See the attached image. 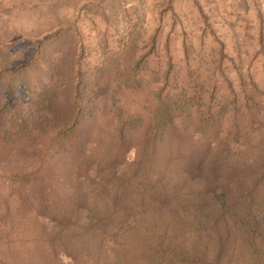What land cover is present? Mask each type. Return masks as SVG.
<instances>
[{
	"label": "rangeland",
	"instance_id": "1",
	"mask_svg": "<svg viewBox=\"0 0 264 264\" xmlns=\"http://www.w3.org/2000/svg\"><path fill=\"white\" fill-rule=\"evenodd\" d=\"M8 65L13 77L27 83V96L33 99L31 105L21 103L25 111L20 119L0 114L12 143L36 135L34 124L43 114L36 106L41 107L43 98L52 96L55 106H67L71 97L65 90L80 77L88 90L76 118L78 136L51 145L48 167L39 154L22 149L19 154L3 144L0 234L5 237L0 252L7 250L12 259L0 264H77L73 249L63 253L59 237L51 236L56 225L39 205L52 204L49 190L74 188L66 193L82 205L80 221H88V202L79 195L83 189L75 178L100 176L97 163L118 149L114 175L104 185L90 186L86 199L94 200L104 189L118 190L131 209L127 224L135 225L139 215L150 231L127 232L111 254L114 263L150 264L147 259L158 256L168 262L171 250L177 255L175 264H244L248 256L252 264H264L252 249L264 252V236L258 231L264 212V0H0V70ZM8 75L0 72V82ZM5 96L0 92V103ZM173 99L183 109L173 111L172 127L155 142L142 140L154 109ZM135 119L139 127L133 129ZM63 145L68 147L62 150ZM138 145L145 151L138 167L152 172L145 179L154 180L156 187H141L142 172L136 177L129 172ZM77 164L88 172L74 170ZM40 166L45 172L38 174ZM16 173L22 179L12 184ZM14 184L29 192L11 198L6 187ZM222 192L234 196L217 205L214 196ZM227 199L245 200L253 209L259 205V218L257 213L251 220L244 216V206L238 213L226 208V214ZM196 204L204 205L200 213L194 212ZM30 208L48 232L25 245L20 242L25 240L21 218ZM217 219L227 224V237H215ZM162 222L164 228L158 227ZM177 223L183 224L182 232L172 226ZM130 252L142 253V261ZM97 258L92 256L88 264H100Z\"/></svg>",
	"mask_w": 264,
	"mask_h": 264
},
{
	"label": "trees",
	"instance_id": "2",
	"mask_svg": "<svg viewBox=\"0 0 264 264\" xmlns=\"http://www.w3.org/2000/svg\"><path fill=\"white\" fill-rule=\"evenodd\" d=\"M16 70L17 68L14 69V71ZM0 72H8L9 74L5 78L6 80L4 83L0 82V92H5L6 94V96L3 98L6 100V102L3 100V103H0V114L2 112H6L20 119L21 115L25 111L20 106L21 103L29 101L30 105L31 103L33 104L32 101L33 99L30 96H27L29 95L28 85L23 80L22 77L12 76V69L11 66L9 65L6 66L4 69L0 70ZM70 83H71L70 86H72V82ZM73 86H74L73 88H68L67 91L65 90V92H67L71 97V101L68 102L67 106L63 108L62 107L59 108V106H55L52 96L49 97V100L43 98L42 103L45 105H43L42 103L38 104L43 109L39 106H36V110L38 112H43V114L41 117L36 118L37 120L40 121H37V123L34 124V126L39 127L38 130H34L36 133L34 137L27 135L26 138L22 137V139H19L18 142L12 143L9 132L5 130L6 128L5 124H1L0 122V150L2 149L3 144L7 143V145H9L8 146L9 148L15 150L17 149L16 151L19 152V154H21L22 151L23 152L27 151L31 153V155L35 156L34 154L37 153L39 154V156H41V160H42L41 163L44 162V165L48 167L49 165L48 163L51 162L50 160L52 158V156H50L51 145H53L52 146L53 148L55 145H61V142L63 140L68 141L78 136L76 132V125H77L76 118L78 117L77 116L78 113H81L82 103L84 102V99H86V95H87L86 93L88 88L82 82L81 77L78 80V82H76ZM48 92H51V90H48ZM88 100H90V98ZM39 108L42 110H40ZM179 109H183V107L178 105V102L174 101V99L172 103L170 101L168 103L165 102L160 107L155 108L154 111L151 113L150 124L143 131V135L141 139L142 140L149 139V141H154L155 138L157 137L162 138L164 136L163 133L165 132L166 128L172 127L171 122L173 119V111ZM28 112H32V111L28 110ZM32 115L33 112L29 113V117H31ZM25 122L26 121H23L24 124H26ZM137 122L138 120L136 119L132 121L130 123V127L133 129L135 127H139V125L136 124ZM54 132L56 133V137L51 138L50 133H54ZM69 135L72 136L69 137ZM58 136H63V138L58 139ZM66 147L68 146L63 145L62 150L66 149ZM136 150L137 153L135 154L134 157V163H130L128 168L129 172L135 174V177L140 172H142L140 174L142 178L141 187H143L144 183H149V184L154 183L153 187H156L154 180L151 179L152 181H150L149 179L148 181V178L145 179L146 176H152L153 175L152 172L147 171L146 173H143V171H141L138 167L139 165H141V163H143L141 161V158L143 156V153L145 152L144 146L138 145L136 146ZM119 151L120 149L114 150L111 156L107 158L106 161L97 163L99 164V168L101 169L100 176L98 175L97 177H92L87 173L88 171L87 172L85 171V168L81 167L80 164H77L78 166L76 165L74 166V170L77 171L81 170L87 173L86 176L83 178V181H80L81 180L80 177H76L75 180L78 186L80 188L82 187L83 189V191L79 193V195H84L85 201L88 202V204L84 206L87 212L88 221L85 222L80 221L77 214L78 211L81 209L80 207L82 205L74 202L68 196V193H66L67 191L74 190V188L70 190V188L67 189L63 187L61 189H58L57 190L58 192L54 190H49L46 194L50 195L52 204L48 205L46 202H44L45 205H41L43 203L39 205L40 208L45 209L47 213L42 215L47 219H49L50 221L54 222L56 225L52 230L51 236L59 237L60 243L63 245V247L61 248V251L63 253L70 252L67 250V247L69 246L71 249H73L72 252L76 253V258L78 260V262L76 261L77 264H88V262H90L89 261L90 258L95 255H98L97 260H99L100 264H119L118 261L114 263V255L112 257L111 254H114V251L118 247H120V243L122 245L123 240L126 239L127 232L130 231V233L132 232V235H134L135 232L142 231L144 227H146V229L150 231L148 225L145 224L144 218L139 215L136 216L135 225L131 226L127 224L126 220L128 219V215L131 213V209L128 206H126V200H127L126 197L123 196V193L119 192L118 190L115 193V192H111L110 190L108 191V189H104V191L100 192L101 195L95 197L94 200L91 201L86 199L88 193L91 192L89 188L90 186L92 187L94 185H104L105 180H108L109 179L108 177L111 176L110 174L113 173L114 175L115 167L113 165L114 164L113 162L116 161V156L119 154ZM41 167L42 166L37 168V173L38 171L45 172L44 168L40 169ZM84 172L82 174H84ZM37 173L33 172L32 174H34L36 177L38 176ZM173 174L174 173L171 172V180L172 183H175L176 180L173 178ZM154 176L157 177L161 175H154ZM185 177H186L185 174H182V178L186 181ZM21 179L22 176L19 173L13 174L12 184L15 183L14 181L17 182ZM60 180L62 181L61 178ZM19 183L20 181L18 182V184ZM89 183H92V185H89ZM18 184H14L6 187V189L8 190V194L11 192V198L13 196H17L18 199H21L22 192L24 193L29 192V190L27 189L25 190L22 187L20 188L19 186H17ZM115 184H117V182ZM229 196L233 197L234 194H228L226 192H222L220 195L214 196L215 199L214 201H216L217 205H219V202L222 198H223L222 200L226 201V197ZM57 198L58 201H56ZM137 198L139 201L136 203V205H138L141 202L139 197ZM245 199H247V197H245ZM244 201L241 204L234 201H229L227 199V202H225L227 205H224L223 210H225L226 214L228 212L226 208H230L231 211L238 213L237 210L242 209L244 206L245 211L243 212V215L251 220V217L256 216V213L258 215L260 206L258 205L255 209H253L251 207V203L249 202L244 203ZM220 206L217 207H219V209L221 210L222 208ZM193 207H194V212H198V213H200L201 210L204 209V205H200V204H196ZM250 211H253V213ZM40 217L41 216L34 208H30V211H27L25 218L24 217L21 218L23 222L21 226L20 236L22 235V238L23 236H25V240H21L20 241L21 243L25 245L26 244L31 245L33 242L29 241V239L32 240V237H35V235L46 236L45 234L48 231L46 230L44 224L40 222L39 220ZM212 218L213 217L211 215V219ZM259 221H260V230L258 231H261L262 235L264 236V212L262 218H259ZM165 222H162L161 225L158 227L164 228V225L166 224ZM173 223H176L175 220L173 221ZM216 225L217 228L213 232L215 237L220 239L224 234H226L227 237L228 232L224 233L227 224L224 221L217 219ZM172 226L181 232L184 229L183 224L180 225L177 223V224H173ZM228 227L230 230L233 231V229L235 228V224L230 223L228 224ZM248 230H249V224L244 226L242 232L246 234ZM190 231L187 232V236L192 238L193 235L191 234ZM258 231L253 233V235L254 234L256 235ZM1 234H0V246H2L1 243L4 244L3 238L5 237L4 236L5 233H1ZM146 234H142V236L146 235L147 237H149L148 235L150 234L148 231H146ZM6 236L10 237L9 235ZM91 237H93L94 239L98 238L99 242L101 240L102 244L99 243L98 245V242L93 240L91 241ZM84 238L87 240L88 246H86V241L84 240ZM35 242L36 241H34V243ZM89 244L90 245L93 244L94 247L90 248ZM53 246H54V242L52 243L51 248H53ZM239 249L240 248L237 245L234 246L235 252L239 251ZM252 249L254 250V252L257 253L259 257H264V252L261 251L259 247L256 248V246H254ZM26 251L28 252V250ZM132 253L133 252H130L129 255L136 258V261L138 262L142 261L143 258V256L141 255L142 253H140V255L139 252L138 254H132ZM16 255L18 256V254ZM167 255L169 257L168 262L167 260L164 259V256L148 258L147 260L149 261L150 264H175L177 255L174 257L171 250L168 252ZM128 258L131 260L130 257ZM10 259L12 258L10 257V254L8 253L7 250L5 254H2L0 252V261L2 262L4 260L9 261ZM251 261H252L251 256H248V259L243 260V263L252 264ZM255 264H259V262H255Z\"/></svg>",
	"mask_w": 264,
	"mask_h": 264
}]
</instances>
